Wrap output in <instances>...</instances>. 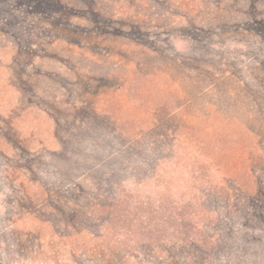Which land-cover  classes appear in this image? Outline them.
Instances as JSON below:
<instances>
[{
    "label": "rangeland",
    "instance_id": "rangeland-1",
    "mask_svg": "<svg viewBox=\"0 0 264 264\" xmlns=\"http://www.w3.org/2000/svg\"><path fill=\"white\" fill-rule=\"evenodd\" d=\"M166 117L182 148L209 153L205 171L250 170L233 179L251 193L221 190L228 209L216 197L193 208L212 212L211 240L162 232L130 254L73 259L38 230L41 213L88 205L94 181L103 194L143 179L162 132L149 126ZM13 212L24 215L11 256ZM41 244L57 255L42 262ZM93 261L264 264V0H0V264Z\"/></svg>",
    "mask_w": 264,
    "mask_h": 264
},
{
    "label": "trees",
    "instance_id": "trees-1",
    "mask_svg": "<svg viewBox=\"0 0 264 264\" xmlns=\"http://www.w3.org/2000/svg\"><path fill=\"white\" fill-rule=\"evenodd\" d=\"M169 119L166 117L149 126L153 130L162 128V132L157 134L159 139L149 141L142 156L148 166L144 168L143 179L133 176L131 181L113 185L103 194L96 192L99 183L94 181L91 188L95 196L88 205L84 207L79 201H74L68 215L63 207L59 208L60 211L41 213L43 222L38 230L45 233V229H49L53 242V238H60L61 249L73 259L94 256L99 248L105 254H112L115 250L130 254L147 248L148 242L151 245L152 241L159 240L162 232L166 235L162 240L165 242L182 239L193 243L198 242L200 237L211 240L208 231L211 223L205 217L212 216V212L206 211L207 208L200 211L193 208L209 205L210 200L216 197L217 204L221 205L220 211L222 208L228 209L231 199L224 197L221 190L233 192L235 186L242 197L244 192L251 193L253 188L233 179L242 170L231 161L216 166L213 172L206 170L210 172L211 179H204L203 175L207 172L202 163L209 153L192 147L182 148L178 127H173ZM142 136L139 134L136 137L139 140ZM244 172L250 174L249 169ZM174 183H179V187L172 188ZM33 209L41 210L38 212L43 210L37 204ZM23 215L13 212L7 218L3 235L12 243L11 256L21 247L19 236L22 232L19 226ZM80 236L83 242H80ZM51 251L41 244L35 253L41 255L42 262H46L52 259L51 255H57L56 250L54 254ZM29 257L32 262L37 259V255ZM93 262L102 264L101 261Z\"/></svg>",
    "mask_w": 264,
    "mask_h": 264
}]
</instances>
